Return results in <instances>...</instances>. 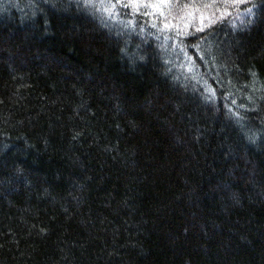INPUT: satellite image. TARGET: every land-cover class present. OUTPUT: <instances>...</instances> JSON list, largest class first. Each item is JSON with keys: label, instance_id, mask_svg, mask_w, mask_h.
Segmentation results:
<instances>
[{"label": "trees", "instance_id": "obj_1", "mask_svg": "<svg viewBox=\"0 0 264 264\" xmlns=\"http://www.w3.org/2000/svg\"><path fill=\"white\" fill-rule=\"evenodd\" d=\"M112 3L0 0V264H264V0Z\"/></svg>", "mask_w": 264, "mask_h": 264}, {"label": "snow or ice", "instance_id": "obj_2", "mask_svg": "<svg viewBox=\"0 0 264 264\" xmlns=\"http://www.w3.org/2000/svg\"><path fill=\"white\" fill-rule=\"evenodd\" d=\"M101 2L103 3V0H101ZM120 2H121V0H115V3H120ZM144 2H145V0H128V3L124 4L123 6L127 7V6H130L132 4H135L138 7L139 4L144 3ZM167 2H168V0H160V3H167ZM244 2H245V0H231V3H233V4H239V3H244ZM110 3H111V0H110ZM115 3H112L111 7H114ZM153 6L156 7L157 5L154 4ZM111 7L105 9L106 11L109 12L110 15H111ZM248 11L251 12V9H248ZM153 26H155V25H153ZM200 30L202 31L203 29L201 28Z\"/></svg>", "mask_w": 264, "mask_h": 264}]
</instances>
